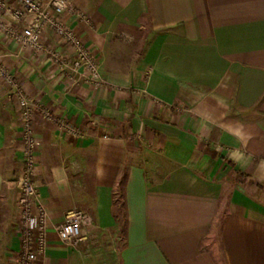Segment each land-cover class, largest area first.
Listing matches in <instances>:
<instances>
[{"label": "crops", "instance_id": "0c3cea01", "mask_svg": "<svg viewBox=\"0 0 264 264\" xmlns=\"http://www.w3.org/2000/svg\"><path fill=\"white\" fill-rule=\"evenodd\" d=\"M70 1L99 87L0 31V69L16 81L0 76V264L19 248L15 88L33 103L48 213L34 264H96L98 251L113 264H264V0ZM10 12L0 19L21 29ZM42 39L74 56L51 30ZM72 209L92 222L75 247L54 229Z\"/></svg>", "mask_w": 264, "mask_h": 264}, {"label": "built area", "instance_id": "2783aa9c", "mask_svg": "<svg viewBox=\"0 0 264 264\" xmlns=\"http://www.w3.org/2000/svg\"><path fill=\"white\" fill-rule=\"evenodd\" d=\"M7 6L0 0V11L11 10L12 18L21 20V29L11 27L7 21L0 19V31L7 38L15 39L22 48L28 47L37 55L49 54L61 73H66L67 81L74 84L83 79L88 84L99 87L103 79L99 72L98 61L93 50L84 44L77 33L66 23L64 14L74 13L75 8L70 0H12ZM51 30L56 38L65 45L74 48L72 58L52 50L43 42L46 30ZM76 75H79L76 78ZM0 76L10 85L16 81L3 69ZM14 95L18 105L21 131L22 165L18 170L16 185L18 189L17 206L19 208V248L17 264H34L45 253L47 245L48 213L39 200L34 177L36 175L35 152L38 141L33 136V106L27 94L15 88ZM45 116L50 118L49 112ZM67 132L78 135L77 130L68 123L61 122ZM90 216L79 209H72L64 214L62 222L55 226L58 239L69 246H77L87 239L82 228L91 225Z\"/></svg>", "mask_w": 264, "mask_h": 264}, {"label": "rangeland", "instance_id": "374dc122", "mask_svg": "<svg viewBox=\"0 0 264 264\" xmlns=\"http://www.w3.org/2000/svg\"><path fill=\"white\" fill-rule=\"evenodd\" d=\"M96 250H99V247H97ZM94 255L96 258V264H113V261L109 258V255H107L105 251H98L97 253H94Z\"/></svg>", "mask_w": 264, "mask_h": 264}]
</instances>
